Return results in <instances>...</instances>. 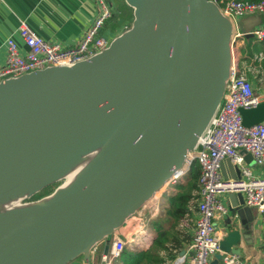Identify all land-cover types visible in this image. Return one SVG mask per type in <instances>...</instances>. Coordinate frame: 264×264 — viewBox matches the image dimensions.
<instances>
[{"label":"water","instance_id":"1","mask_svg":"<svg viewBox=\"0 0 264 264\" xmlns=\"http://www.w3.org/2000/svg\"><path fill=\"white\" fill-rule=\"evenodd\" d=\"M125 1L134 18L101 51L0 80V197L29 188L21 201L31 203L0 224V264H90L98 244L107 254L115 232L196 149L223 101L236 25L220 6ZM263 20L238 25L247 32ZM240 112L247 126L263 122L264 99ZM91 149L99 152L62 186L60 173ZM222 171L237 177L230 158ZM238 197L230 194L232 206ZM241 237L229 230L220 249L239 254ZM221 250L209 264H219Z\"/></svg>","mask_w":264,"mask_h":264},{"label":"built area","instance_id":"2","mask_svg":"<svg viewBox=\"0 0 264 264\" xmlns=\"http://www.w3.org/2000/svg\"><path fill=\"white\" fill-rule=\"evenodd\" d=\"M221 10L236 25L232 42L234 65L227 82L221 105L203 132L198 145L165 185L152 199L146 202L134 215L137 224L133 225L124 237L112 238L107 254L101 252L99 262L90 264H114L124 250L145 251L155 242L161 232L156 224L164 213L166 204L159 199L167 188L174 195L182 182H185L195 167H200V200L191 230V241L174 261V264H209L211 256L220 251V240L238 220L239 214H230L232 205L228 202L231 193L240 194L247 205L255 206L264 214V174L259 175L247 160H252L264 169V121L247 126L243 123L240 108L256 106L263 98L242 65V40L251 33L254 39L264 41V23H259L250 31H243L240 19L256 14H264V0H214ZM96 13L91 24L80 39L73 45L46 40L25 20H21L18 33L27 49L22 51L13 37L7 38L5 63L0 66V80L18 76L29 71L51 65L73 64L87 59L107 47L112 39L130 26L126 23L120 30L105 26L114 13L113 0H94ZM242 46V47H241ZM258 92V94H255ZM230 158L237 177L226 176L222 162ZM172 182L176 183L172 187ZM177 191V192H176ZM225 220L223 232L215 226L218 219ZM149 224L150 228L142 229ZM235 229V228H233ZM222 251V250H221ZM219 264H245L237 253L222 251Z\"/></svg>","mask_w":264,"mask_h":264},{"label":"crops","instance_id":"3","mask_svg":"<svg viewBox=\"0 0 264 264\" xmlns=\"http://www.w3.org/2000/svg\"><path fill=\"white\" fill-rule=\"evenodd\" d=\"M95 10L94 0H0V66L6 61L7 38L13 37L22 51L27 49L24 40L18 33L21 20H25L46 40L73 45L93 21ZM260 23L263 24L264 20ZM249 163L256 169L257 174H264L263 167L258 166L254 160ZM227 172L230 174L229 168H227ZM175 184L171 186L174 187ZM169 193V204H166L164 212L176 194L173 195L171 191ZM161 198L160 194L159 199L161 200ZM228 202L232 205L230 196ZM236 213L239 214L238 220L230 228H237L242 232V237L237 245L241 249L239 255L245 264H264V214H261L257 207L247 205L244 200L241 201L240 197L237 199V205L230 209L231 215ZM164 223L165 220L160 219L156 225L163 227ZM216 223L219 230L223 232L225 220L220 218ZM136 224L137 218L131 216L112 238L124 237ZM145 228L151 230L152 227L147 224L142 229ZM102 250V244L95 247L92 262L100 261ZM78 262L82 264V260H78Z\"/></svg>","mask_w":264,"mask_h":264},{"label":"trees","instance_id":"4","mask_svg":"<svg viewBox=\"0 0 264 264\" xmlns=\"http://www.w3.org/2000/svg\"><path fill=\"white\" fill-rule=\"evenodd\" d=\"M113 6L114 13L103 29L113 26L120 30L126 23H131L134 18V10L125 0H113ZM246 41L250 47L255 45L253 36L246 37ZM261 43L264 44V41ZM251 57L252 51L245 53L243 49L242 65ZM199 178L200 167L196 165L188 181L179 185L178 192L172 197L164 214L160 216L165 223L163 227L161 226V232L152 246L145 251L124 250L114 264H174L177 256L187 247L192 238L191 230L200 200ZM56 185L47 187L32 199L50 193Z\"/></svg>","mask_w":264,"mask_h":264},{"label":"bare ground","instance_id":"5","mask_svg":"<svg viewBox=\"0 0 264 264\" xmlns=\"http://www.w3.org/2000/svg\"><path fill=\"white\" fill-rule=\"evenodd\" d=\"M235 63V59H232V66ZM99 152V149H91L84 154H81L76 158L70 166L60 173L61 176L65 178L63 185L70 183L76 174L93 158L96 153ZM172 184H175L172 182ZM24 189V190H23ZM18 189L11 191L6 195L0 197V224L4 220L19 219L27 211L31 203H23L21 199L29 193V188ZM157 192L156 194H158ZM1 228V226H0ZM9 227H6L5 230H9ZM4 231L0 230V234Z\"/></svg>","mask_w":264,"mask_h":264},{"label":"rangeland","instance_id":"6","mask_svg":"<svg viewBox=\"0 0 264 264\" xmlns=\"http://www.w3.org/2000/svg\"><path fill=\"white\" fill-rule=\"evenodd\" d=\"M262 41L254 39V46H249L246 39L242 40V50L244 49L245 53H248L250 50L252 51V57L250 60H246L243 63V66L246 69V73L248 77L251 78L257 89L264 95V44L261 43ZM198 165L196 162L195 166ZM65 178L60 182L63 183ZM188 180H186L187 182ZM184 182V183H186ZM241 201L243 200L240 198ZM170 200V193L169 189H165L162 193L161 204L163 205V201L169 204ZM216 227L217 223L215 224ZM159 227V226H158ZM99 257V255H97ZM69 264H80L78 260H74Z\"/></svg>","mask_w":264,"mask_h":264}]
</instances>
